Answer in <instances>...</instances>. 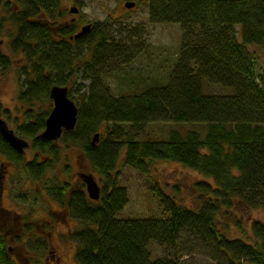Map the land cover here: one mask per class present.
I'll list each match as a JSON object with an SVG mask.
<instances>
[{
    "label": "trees",
    "instance_id": "16d2710c",
    "mask_svg": "<svg viewBox=\"0 0 264 264\" xmlns=\"http://www.w3.org/2000/svg\"><path fill=\"white\" fill-rule=\"evenodd\" d=\"M72 1L80 5L84 0ZM144 1L153 23L181 25V51L164 82L113 95L104 76L142 50L141 43L133 42L140 27L88 22L90 31L72 38L81 27L76 19H64L70 9L61 7L62 0H0V37L6 34L13 53L22 52L24 59L19 99L29 107L17 130L31 140L35 152L27 159L0 133V155L23 169L76 221L69 238L76 244L79 264H184L180 256L152 258L148 248L151 241L176 248L183 230L220 254L208 264H264V220L252 221V240L231 230L236 202L249 209L264 206V69L259 71L257 50L252 49L264 48V0ZM11 65L12 55L0 47V73ZM80 77L90 80L83 92ZM54 85L68 86L79 108L75 128L64 131L58 141L39 137L51 111L39 104L51 101ZM76 88L80 94L75 98ZM2 112L11 118L8 109ZM150 122L203 124L207 129L172 128L167 138L154 139L145 131ZM59 143L78 147L103 177L98 200L89 197L82 181L69 179V164L62 167L64 180L59 177ZM122 156L143 174L154 160L174 161L215 186L199 184L202 193L194 208L156 188L164 216L121 218L129 202L127 187L119 184ZM35 212L32 206L29 212L0 213V264H16L9 240L25 248L27 258L32 250L39 254L48 247L44 236L34 234L42 224L31 216Z\"/></svg>",
    "mask_w": 264,
    "mask_h": 264
},
{
    "label": "rangeland",
    "instance_id": "374dc122",
    "mask_svg": "<svg viewBox=\"0 0 264 264\" xmlns=\"http://www.w3.org/2000/svg\"><path fill=\"white\" fill-rule=\"evenodd\" d=\"M128 1H134L136 4L129 8L125 5ZM73 5L72 0H62L61 2V7L68 10ZM77 5L80 12L76 14L68 12L64 19L75 18L79 29L88 22L106 27L104 22L117 21L131 30L136 26L140 27L139 32L134 33L133 42L141 43L142 50L136 53L131 62L119 67L118 71L104 76V83L110 88L113 95L140 91L147 85H154L155 82H164L167 79L181 51L183 31L179 23H153L150 20L148 4L144 0H84L80 5ZM3 16L4 10L0 7V19ZM117 27L118 25L113 26L114 29ZM0 47L5 53L12 55L11 67L5 73H0V116L7 119L2 110L8 109L11 114V118L7 119L9 126L21 135L17 130V125L24 122V112L29 107L28 103L19 99V93L23 89L25 81V77L20 73L24 64L23 53H13L9 45V37L6 34L0 37ZM252 49L257 50V65L259 71H263L264 48L252 46ZM78 83L81 84L80 92L90 86V80L84 77H80ZM214 89L223 93L229 91L219 87H214ZM80 92L78 93L76 88L72 94L76 98ZM39 105L44 110H48L49 106L52 109L53 100ZM172 128L182 131L195 128L202 133L207 129L203 124L150 122L146 124L145 131L154 139H162L168 137ZM24 138L31 144L30 139ZM59 144L63 150V158L58 170L62 180L65 178L62 167L66 163L70 165L71 170L69 179L81 181L78 173L92 172L102 186L103 177L92 170L85 154L78 147L66 148L64 144ZM34 153V149L29 146L23 154L27 159H31ZM123 159L122 156L118 162L119 184L127 187L129 202L119 213L118 216L121 218L164 216L160 194L156 188L173 196L179 203L194 208L202 193L199 184L207 182L213 187L215 186L213 180L204 178L199 172L174 161L154 160L150 171L143 174L134 167L126 165ZM5 161V157L0 155V213L5 215L6 209L12 212H29L33 205L36 206V212L31 213V216L39 218L40 223H45L46 241L49 248L55 250L54 253L53 251L50 253L46 247L39 253L41 257L39 254L37 257L44 258L45 254V264H79L76 259V244L69 238V232L77 225L76 221L56 201L52 200L44 189L35 186L27 178L23 169ZM53 175L54 173L51 171L48 173V184L50 183V185ZM44 187L45 182L43 183ZM232 212L235 222L231 223V230L234 236L252 240L251 223L257 219L264 220V206L249 209L236 202ZM42 226L38 227L42 228ZM8 247L12 248L16 264H30L31 261L28 259L35 261V256L30 255L32 258H27L28 251L18 243L9 240ZM148 248L152 258H177L180 256V260L184 264H208L213 261L212 258H220V254L214 247L212 248L190 230L180 232L176 248L154 241L150 242ZM32 253H34L33 250ZM52 254H56V256L54 257ZM58 255L61 257L59 262L56 258ZM47 257L52 258L48 263ZM37 263L41 264V262Z\"/></svg>",
    "mask_w": 264,
    "mask_h": 264
},
{
    "label": "water",
    "instance_id": "95a60500",
    "mask_svg": "<svg viewBox=\"0 0 264 264\" xmlns=\"http://www.w3.org/2000/svg\"><path fill=\"white\" fill-rule=\"evenodd\" d=\"M136 4L134 1H128L125 5L129 8ZM70 13H78L77 5L70 7ZM91 23L84 24L79 32L72 38H79L90 31ZM50 98L53 100V107L46 118L45 129L39 134V137L58 141L64 131L73 130L77 123L78 105L75 100L69 96V87L64 85H54L50 90ZM0 133L9 142V144L18 152L24 153L30 143L24 137L19 135L8 122L0 116ZM99 140V133L95 134L92 144L95 145ZM80 179L85 183L89 197L98 200L101 197V186L92 172L78 173Z\"/></svg>",
    "mask_w": 264,
    "mask_h": 264
},
{
    "label": "flooded vegetation",
    "instance_id": "af4514ba",
    "mask_svg": "<svg viewBox=\"0 0 264 264\" xmlns=\"http://www.w3.org/2000/svg\"><path fill=\"white\" fill-rule=\"evenodd\" d=\"M73 20H75V18H72ZM33 207H34V205H33ZM36 207V206H35ZM40 225V224H39ZM39 225H37V232L36 233H34V234H37V235H42V236H44L45 237V223H43V224H41V225H43L42 226V228H39L38 226ZM40 225V226H41ZM47 249H49V251H50V253L53 251V253L55 252V250L54 249H50L49 248V245H48V247H47ZM45 250V249H44ZM48 254V253H47ZM40 255V254H39ZM54 257L56 256V254H52ZM32 256H35L36 258H35V261H33V260H31V259H28V260H30L31 262H30V264H38L37 262H41V264H45V254H44V258H38L37 257V254L34 252V253H32ZM48 256H49V254H48ZM40 257H41V255H40ZM52 257V256H51ZM56 258H58L57 260H58V262H59V260H60V255H58ZM52 258H49V257H47V263L48 262H50V260H51ZM17 260H20L19 258H17Z\"/></svg>",
    "mask_w": 264,
    "mask_h": 264
}]
</instances>
